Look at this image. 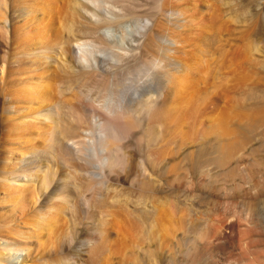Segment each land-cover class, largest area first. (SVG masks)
Wrapping results in <instances>:
<instances>
[{
  "label": "rangeland",
  "instance_id": "1",
  "mask_svg": "<svg viewBox=\"0 0 264 264\" xmlns=\"http://www.w3.org/2000/svg\"><path fill=\"white\" fill-rule=\"evenodd\" d=\"M124 3L127 6L122 20L144 15L147 11L145 0ZM160 3L169 11L163 16L162 11L155 12V35L149 41L152 43L150 52L143 50L140 56L123 62L126 71L137 62L149 61L159 47L166 49L171 60L166 67L170 71V83L160 89L154 85L152 92L159 103L156 106L159 118L147 119L148 112L143 103L148 92H144L125 118L129 120V115L136 116L143 111L144 125L128 126L130 130L124 133L127 136L122 134L123 139L118 140L123 148L126 147V153L121 150L122 154H117L124 160L117 172L110 173L109 185L102 190L100 200L90 202L86 218L81 217L78 205L73 201L72 210L67 209L72 213L71 221L77 222V229L72 234L68 215L49 212L48 207L53 201L45 203L43 211L48 215L45 223L50 226L49 233L37 230L42 238L31 239V252L22 261L21 254L19 264H59L68 259L73 264H264V56L260 55L264 52V25L257 14L259 10L264 12V0H161ZM39 6L42 10L37 23L26 29L27 40L29 44L47 40L54 45L57 37L64 34L63 24L70 12L68 0H40ZM252 24L256 28L255 35L246 38L247 28ZM3 29L0 25V40L4 42ZM212 34H218L220 41L217 42L219 38ZM163 39H172L175 43L163 46ZM217 43L222 45L221 48ZM33 60L35 64L36 59L31 57L30 61ZM38 62L37 65L42 67L31 62L27 64L28 61L24 67H32L31 74L36 76L35 79L43 77L39 88L41 95L46 93V101L58 94L55 76L49 75V71H55V66ZM45 85L50 86L51 93ZM13 89L10 94L17 93L18 103V107L14 103V108L22 111L23 98L20 96L23 95L20 90ZM49 94L53 95L49 97ZM90 95L98 99L102 93L93 91ZM36 101L34 107L39 105ZM2 107L1 116L4 115V112L1 114ZM153 109L149 114L156 108ZM31 115L28 114V118L34 119L35 114ZM13 121L10 125L19 123L18 118ZM18 123L15 129V125H11L13 134L19 128L23 136L34 135L29 138L33 144L42 143L41 132L45 131L43 125H36L41 123L35 121L34 129V124ZM7 128H0V135L4 134L6 139L9 136L6 133L10 131ZM13 134L8 138L10 141ZM9 140L4 144L6 149L8 145L15 147ZM213 144L227 152V164L220 166L215 162L218 154L209 152ZM50 151L55 153L53 149ZM0 167H3L2 163ZM58 171V176H68L66 178L74 183L79 181L74 169L62 166ZM133 175H138L137 180ZM28 201L26 219L30 215L34 218L36 212L33 199ZM18 221L22 222V218ZM193 222L204 227L206 235L203 239H195V244L191 245L193 233L188 230ZM34 236L37 238L36 233ZM92 255L96 259L93 260Z\"/></svg>",
  "mask_w": 264,
  "mask_h": 264
},
{
  "label": "bare ground",
  "instance_id": "2",
  "mask_svg": "<svg viewBox=\"0 0 264 264\" xmlns=\"http://www.w3.org/2000/svg\"><path fill=\"white\" fill-rule=\"evenodd\" d=\"M39 1L0 0V25L5 31L4 42L0 40V107L3 106L1 114L3 115L4 112L5 115V119L3 118L4 115H0V128L3 126L8 127L7 129L10 131L6 134L12 136L18 122L14 123L15 126L11 124L14 126L13 129L10 121L18 118V124L23 122V124H30L31 126L35 121L39 122L41 124L36 123L37 127L38 125H43L45 131L41 132V144H33L31 142L32 139L29 138L34 135L30 133L23 136L24 133L20 130L18 131L19 128L14 132L11 141L8 139L10 138L9 136L6 139L2 136L4 134L0 135V163L3 165V167H0V264H9L8 262L10 264L21 263L19 256L21 254L24 256L21 257L22 261L31 252L30 247L33 245V243H30L31 239L38 240V237L42 238L41 235L39 236V232L37 233V230L49 233L50 226L45 223L48 215L43 211V205L47 202L53 201L48 207L49 212L53 211L55 215L65 212L68 215L70 233H73V231L75 233L77 222L71 221L70 214L72 213L67 212V209L68 211L72 210L70 208L74 201L78 205L81 217H87L89 205H91L90 202L101 198L102 190L104 188L107 189L105 186L108 184L107 181L111 179L109 178L110 173L112 174V171L117 172L119 167H121V163H123L122 160L124 159L117 154H122L121 150L124 151L126 147L123 148L118 140L123 139L121 136L123 137L122 134L127 132V129L130 130L128 126H140L144 120L143 111H141L142 114L137 113L139 116L131 114L129 115V117L131 116L130 119L128 117L129 120H125L126 114L132 110V104L138 102L144 92H148L143 103L144 107H146V111L145 108L144 111L148 112L147 119L152 121L158 119L160 114L157 115L156 112L158 111L156 110L158 107L156 106H159V103L157 104L152 94L155 91L153 86L158 85L159 89L165 87L167 83H170L171 78H169L170 71H167L169 68H166L171 60L167 51H165L166 49L162 46L158 48L157 54L149 61L137 62L134 67L126 71L123 66V62L124 64L127 62L124 61L125 59L140 56L144 53L143 50H148L152 46L149 41L150 38L152 41L154 38L153 34L155 35V12L160 11L159 13H161L162 11L163 16V13L166 14L169 11V9L166 8L164 10L163 6L161 7V0H145L147 5L145 6V8L147 7L145 14L130 20H122L125 16L126 3L124 2L133 1L134 3L135 0H68L70 12L65 17L66 23L63 24L64 34H60L55 40L54 45H58L56 48L47 40H42L43 42L41 41L40 43L32 41V44H29L27 40V27L35 22L37 23L42 10V7L39 6ZM130 6L132 7V5ZM256 6L258 7V5ZM260 11L257 13L260 19L259 22L264 25V12L263 10ZM46 12H49V10ZM172 13L170 12V14ZM247 29L246 38L256 32L253 24ZM200 31L202 33V29ZM212 35L216 38L218 37V34ZM218 41H220V38L217 39ZM163 42V46L165 43H175L172 39L169 41L168 39H163ZM34 45L37 46L34 47ZM217 45L220 48L222 46L218 43ZM260 47L258 48L260 49ZM216 51L218 53V50ZM260 55L264 56V52L261 51ZM29 57L30 60L31 57L35 58L36 62L39 61L38 63L44 61L43 63L50 67L55 66L53 67L56 72H52L53 70L49 71V75L51 73L55 76L53 80H56L55 87L57 92H55L58 94L55 95L56 97L53 96L48 98V100L46 99L47 103L44 101L46 93L41 95L42 90L40 91L39 88L43 78L42 75L47 73H42L41 79H35L36 76L34 77L31 74L32 67L30 69H28V65L24 67L27 61V64H34V60L33 62L28 60ZM36 62L35 64L37 65ZM40 65L43 64L40 63ZM107 74L109 75L108 78H106ZM164 79L166 83H163ZM34 80L37 81L35 82ZM48 87L51 93V88L50 86ZM11 89H18V91L20 90V95H23H19L20 98H23L21 100L22 103H20L24 108L22 111L21 108H19L20 111H17L16 107L14 108L17 103V93L15 94L14 92L16 91H14L12 92L14 94L11 95ZM45 90L47 91L48 89ZM49 90L47 93H49ZM93 91L102 93L101 98H98L99 100L91 96H94V94L90 95ZM35 100H37L36 102L39 105L34 107ZM163 103L166 104L167 102L164 101ZM153 107L156 108L155 111L149 114ZM28 114H32L31 116L35 114L34 119L28 118ZM150 116H153L151 117L152 119ZM150 122L147 123L150 124ZM36 125L34 124L32 127ZM39 127L42 128V126ZM148 132H150V129ZM7 140H9L10 144H15V147H13L14 145H8L10 149H6L7 147L5 148L4 144ZM52 149L55 152L54 154L50 151ZM203 149L201 150L203 151L201 152L202 154L205 152ZM209 152L218 154L215 162L220 166L225 165L228 161L227 152L221 150L219 145H211ZM62 166L74 169L78 174L79 181L74 183L66 178L68 176H58V169ZM138 175H133L135 180H137L136 177L138 178ZM130 176L132 178V175ZM143 176L146 178L145 175ZM131 182L134 183L135 181ZM149 182L151 184V181ZM145 183L148 184V182ZM146 184L143 186H146ZM12 187H14V191L11 190L13 189ZM30 199L35 202L33 204L36 212L34 218L29 214L30 216L26 219V214L29 212L27 211L29 208L28 200ZM62 202L66 203L67 207L65 206L64 208ZM74 207L75 205L72 208ZM90 209V213L93 214L92 208ZM141 216L143 215L141 214ZM19 217L22 218L20 223L18 221ZM145 218L144 220H146ZM194 223L188 230V232L193 233L192 238L189 237L191 245L195 244V239H203L206 235L204 234V227H198ZM30 228L33 230L30 231ZM35 233L37 238L34 239ZM186 244L184 246L187 248ZM93 255L92 258L94 257ZM72 262L71 259L70 261L68 259V261L64 260L61 263L59 262V264H73Z\"/></svg>",
  "mask_w": 264,
  "mask_h": 264
}]
</instances>
